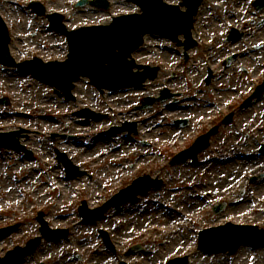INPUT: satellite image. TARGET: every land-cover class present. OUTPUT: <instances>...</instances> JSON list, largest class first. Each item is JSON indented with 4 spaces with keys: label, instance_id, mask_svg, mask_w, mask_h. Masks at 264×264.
Segmentation results:
<instances>
[{
    "label": "rangeland",
    "instance_id": "obj_1",
    "mask_svg": "<svg viewBox=\"0 0 264 264\" xmlns=\"http://www.w3.org/2000/svg\"><path fill=\"white\" fill-rule=\"evenodd\" d=\"M31 1L0 0V13L13 35V57L17 61L32 56L64 59L65 37L46 29L47 20L28 8ZM34 1L43 3L48 13L64 14L69 29L108 24L113 17L139 12L137 5L126 0H109L107 11L77 7L80 0ZM252 1L205 0L193 30L198 44L189 51L187 62L182 46L158 36H148L143 49L134 54L138 63L159 62L164 74L176 73L172 83L166 84L179 93L174 106L164 102L152 109H136L145 97L158 94L162 80L142 89L101 95L83 78L76 83V101H66L49 85L0 65V98L10 102L0 105V132L27 131L20 143L34 153L25 159L23 151L0 150V229L17 225L13 232L0 234V257L40 236L42 213L48 228L67 234L42 240L20 264H165L167 259L185 255L189 264H264V248L243 245L234 255L198 250L203 229L227 222L264 229V178L250 183L252 176L264 172V155L258 151L264 145V91L240 107L264 81V24L260 23L264 10L256 13ZM231 25L240 32L250 29L252 36L244 35L231 46L225 42ZM167 46L174 52H168ZM244 53L248 55L242 57ZM229 55L237 57L226 67L223 60ZM210 68L214 77L206 83ZM84 108L101 116L87 121L74 114ZM232 111L233 122L218 128L195 164L191 160L171 164L174 154L220 125ZM176 119H188L189 124L178 127L173 123ZM125 122H135L138 133L107 134L112 126ZM57 150L85 176L67 180ZM112 169H117L115 176H101ZM36 173L38 183L27 189L28 179ZM144 174L162 179V187L112 208L98 221L81 217L82 202L96 209ZM223 202L226 208L216 213L215 205ZM101 231L108 233L113 250L105 245ZM135 245L142 249L132 250Z\"/></svg>",
    "mask_w": 264,
    "mask_h": 264
},
{
    "label": "water",
    "instance_id": "obj_2",
    "mask_svg": "<svg viewBox=\"0 0 264 264\" xmlns=\"http://www.w3.org/2000/svg\"><path fill=\"white\" fill-rule=\"evenodd\" d=\"M141 6L143 14H134L122 16L114 19V23L110 26L86 27L75 31H67L62 24L63 16L52 15L50 20L52 26L59 32L67 35L70 53L69 58L65 62H52L45 64L41 60H34L17 65L20 69L33 74L42 82L48 83L60 90L63 96L71 98V90L73 82L81 76L91 78L99 89H118L130 86H140L150 74L149 68L145 67L144 71H140L142 66L136 65L134 60L129 61L131 53L139 48L143 43V36L148 33H156L164 37L175 40L179 34H185L191 42L190 29L192 27L193 16L197 13L198 7L203 0H183L182 6L187 7V11L183 12L179 7H173L165 4L162 0H130ZM83 1L81 5L85 4ZM98 4L101 7L108 8L105 0H97L92 4ZM33 8L44 13V9L39 4H33ZM9 37L5 26L0 22V61L7 65H15L13 59L9 55L8 49ZM137 68L138 71L133 72ZM154 78V76H150ZM264 89V85L260 90ZM152 103L147 101L146 105ZM145 105V106H146ZM210 135L202 137L201 144L198 143L190 150L182 153L177 159L192 157L194 160L199 151L208 146V138ZM19 146L18 143H15ZM68 173L74 177L78 174V169L70 163H66ZM146 180V179H143ZM141 182H139L140 184ZM153 183L144 189H135L130 195L119 200V196L112 202L108 203L102 210L103 214L112 205H118L126 201H133L141 192H146ZM218 208L217 210H219ZM215 231V230H214ZM217 238L222 241L234 237L233 243H221L216 247H208L206 239L212 230L205 231L201 234L200 249L206 252H227L234 253L238 247L247 243L255 248L264 246V235L255 227L235 226L227 224L216 229ZM239 232V234L235 232ZM41 238L31 241L25 249H22L17 257V262L28 253L33 252L40 243ZM21 250V249H17ZM16 255V251L12 252ZM187 258L177 259L170 264H186Z\"/></svg>",
    "mask_w": 264,
    "mask_h": 264
},
{
    "label": "bare ground",
    "instance_id": "obj_3",
    "mask_svg": "<svg viewBox=\"0 0 264 264\" xmlns=\"http://www.w3.org/2000/svg\"><path fill=\"white\" fill-rule=\"evenodd\" d=\"M213 104H210V105H207V106H209V107H211ZM209 112V111H208ZM103 144H101V147H100V150L102 151V153H104V150H106L105 149V147L104 146H102ZM99 152V151H98ZM99 153H101V152H99ZM101 153V155H103L102 156V158H104L105 157V155L104 154H102ZM86 154H90V153H86ZM93 160V159H92ZM125 170V169H124ZM116 171H117V169H112V170H104L103 171V174H101V176L102 177H105V176H115L117 173H116ZM109 172H110V174H109ZM39 173H36V174H34V176H31L28 180H29V182L30 183H28V184H26V188L27 189H31L32 188V186L34 185V184H37L38 182H37V176H40V174L38 175ZM77 183V182H76ZM74 186H77V185H74ZM60 188V187H59ZM14 189V188H13ZM13 189H10L11 190V196L13 197V201L15 200V194H14V191H13ZM64 194V193H63ZM66 219L68 220L69 219V217H66ZM60 223L59 222H54V225L55 226H57V225H59ZM98 251H96V253H97ZM103 255V254H102ZM102 255H98L97 257H100V256H102Z\"/></svg>",
    "mask_w": 264,
    "mask_h": 264
}]
</instances>
